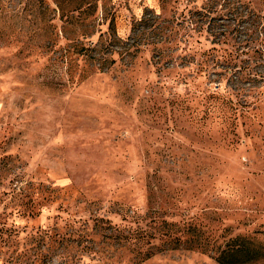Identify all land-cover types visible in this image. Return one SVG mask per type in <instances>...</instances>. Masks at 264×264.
<instances>
[{"label":"rangeland","instance_id":"1","mask_svg":"<svg viewBox=\"0 0 264 264\" xmlns=\"http://www.w3.org/2000/svg\"><path fill=\"white\" fill-rule=\"evenodd\" d=\"M4 4L0 264L264 247V0Z\"/></svg>","mask_w":264,"mask_h":264},{"label":"trees","instance_id":"2","mask_svg":"<svg viewBox=\"0 0 264 264\" xmlns=\"http://www.w3.org/2000/svg\"><path fill=\"white\" fill-rule=\"evenodd\" d=\"M0 6H5L4 0H0ZM216 259L220 264H257L264 259V247L239 237L232 240Z\"/></svg>","mask_w":264,"mask_h":264}]
</instances>
